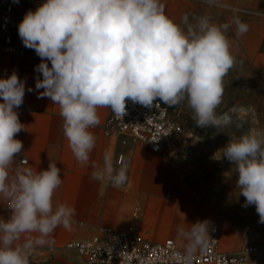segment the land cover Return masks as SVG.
<instances>
[{
  "label": "clouds",
  "instance_id": "1",
  "mask_svg": "<svg viewBox=\"0 0 264 264\" xmlns=\"http://www.w3.org/2000/svg\"><path fill=\"white\" fill-rule=\"evenodd\" d=\"M206 3L219 6V0ZM192 21L185 13L175 22L161 0H44L26 12L18 35L41 61L35 90L43 89L38 98L59 106L63 134L78 163L88 164L95 147L91 129L100 123L97 110L109 108L122 118L128 100L149 108L154 101L173 107L186 100L196 127L220 125L216 109L223 81L236 64L226 33L234 25L239 37L249 26L238 15L220 24L208 15ZM25 92L26 81L15 71L0 78V199L11 210L7 220L0 218V264H30L38 248L52 247L58 227L72 230L76 213L66 203L53 204L63 182L56 163L38 171L16 168L10 175L23 149L15 137L25 129L17 112ZM223 157L235 166L242 206L254 205L264 224V131L251 128L230 139ZM103 159L92 178L124 186L128 164L115 166L110 153ZM210 225L204 220L178 229L187 241L185 264L198 247L207 246Z\"/></svg>",
  "mask_w": 264,
  "mask_h": 264
},
{
  "label": "crops",
  "instance_id": "2",
  "mask_svg": "<svg viewBox=\"0 0 264 264\" xmlns=\"http://www.w3.org/2000/svg\"><path fill=\"white\" fill-rule=\"evenodd\" d=\"M43 2L44 0H29L26 12L34 11ZM161 2L165 5L166 14L177 23H180L185 13L189 15L190 22H193V16L208 15L212 22L218 24V14H223L224 22L230 21L234 16L230 12L223 13L219 7L207 6L195 0ZM1 3L2 0L0 5ZM238 16L249 27L239 37L234 25L229 28L226 35L232 43L231 51L234 56L241 55L248 59L256 71H264V52L260 50L264 40V18ZM40 62L35 52L29 53L22 61L20 74L21 80L26 81V92L23 104L17 112L25 129L15 138L22 141L23 149L17 154L10 175L16 168L27 167L38 171L46 170L50 161L56 163L61 169L63 182L53 196V204L66 203L74 207L76 213L72 230L58 227L50 237L54 241L52 247L38 248L30 257V264H83L82 258L65 250L64 246L69 241L84 240L99 233L104 226L122 231L137 228L151 241L173 238L179 247L187 250V241L178 235V229H190L191 224L207 219L191 217L187 212L185 215L175 195L170 200L164 199L163 196L170 189V179L178 169L170 167L162 156L154 155L143 145L136 144L129 180L125 186L117 188L106 181L102 183L94 180L92 172L96 167L103 166L105 153H110L114 162L115 152L121 149L113 137L105 136L102 131L110 109L97 110L100 123L91 129L96 137L95 147L90 153L88 164L81 165L64 137L59 106L52 104L47 97L38 98L43 89L35 90V83L37 76L41 79L42 76L35 71V67ZM11 63V57L0 54V78L10 76ZM27 88L34 91L28 92ZM23 157L27 158L26 164H20ZM6 205L7 201L0 199V218L5 220L11 214ZM136 207L142 211L138 221L131 217Z\"/></svg>",
  "mask_w": 264,
  "mask_h": 264
},
{
  "label": "built area",
  "instance_id": "3",
  "mask_svg": "<svg viewBox=\"0 0 264 264\" xmlns=\"http://www.w3.org/2000/svg\"><path fill=\"white\" fill-rule=\"evenodd\" d=\"M195 1L206 3V0ZM28 2L2 0L0 5V54L12 58L10 75L15 71L20 79L22 61L35 52L26 48L18 35V24L26 13ZM102 131L121 147L115 152L114 165L128 164V180L136 144L162 156L174 169L191 163L195 156V147L190 142L192 134L187 133L169 107L159 101H154L149 108L128 100L122 118L110 109ZM26 163L27 158L23 157L20 164ZM140 216L141 211L136 207L131 217L136 221ZM209 236L207 246L191 254V264H264V234L259 231H249L243 246L236 250L222 247L220 224L210 225ZM64 249L82 258L83 264H185L188 256L187 250L179 247L173 238L151 241L137 228L122 231L109 226L101 227L99 233L87 239L69 241Z\"/></svg>",
  "mask_w": 264,
  "mask_h": 264
},
{
  "label": "rangeland",
  "instance_id": "4",
  "mask_svg": "<svg viewBox=\"0 0 264 264\" xmlns=\"http://www.w3.org/2000/svg\"><path fill=\"white\" fill-rule=\"evenodd\" d=\"M219 4L230 7L216 6L223 13L264 18V0H219ZM217 18L225 23L223 14H218ZM260 50L264 51V40ZM235 57L236 64L224 78L222 102L216 109L218 118L228 112L232 115L228 125L199 128L186 100L168 106L172 116L192 134L190 142L195 147V156L191 163L178 169L163 196L170 200L175 195L184 214L220 224L221 245L228 250L243 246L249 231L264 234V224L259 223L255 206H242L245 198L236 187L235 166L223 157V148L230 139H236L251 128L264 131V71H256L241 55ZM239 108L250 112L239 111Z\"/></svg>",
  "mask_w": 264,
  "mask_h": 264
},
{
  "label": "bare ground",
  "instance_id": "5",
  "mask_svg": "<svg viewBox=\"0 0 264 264\" xmlns=\"http://www.w3.org/2000/svg\"><path fill=\"white\" fill-rule=\"evenodd\" d=\"M239 111H246V112H250V110H248L247 108H239ZM220 120V124L223 125H228V123H230V120H232V115L229 113H225L223 114L221 117H219Z\"/></svg>",
  "mask_w": 264,
  "mask_h": 264
},
{
  "label": "trees",
  "instance_id": "6",
  "mask_svg": "<svg viewBox=\"0 0 264 264\" xmlns=\"http://www.w3.org/2000/svg\"><path fill=\"white\" fill-rule=\"evenodd\" d=\"M262 52H264V51L262 50Z\"/></svg>",
  "mask_w": 264,
  "mask_h": 264
}]
</instances>
